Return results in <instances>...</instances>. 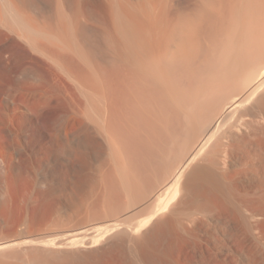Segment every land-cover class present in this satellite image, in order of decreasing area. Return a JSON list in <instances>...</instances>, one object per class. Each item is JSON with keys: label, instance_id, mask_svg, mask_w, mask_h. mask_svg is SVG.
Instances as JSON below:
<instances>
[{"label": "bare ground", "instance_id": "bare-ground-1", "mask_svg": "<svg viewBox=\"0 0 264 264\" xmlns=\"http://www.w3.org/2000/svg\"><path fill=\"white\" fill-rule=\"evenodd\" d=\"M33 1L0 0V43L23 41L27 47L57 64L59 68L75 74L81 82H89V85L87 82L85 84L87 88L90 87L89 93H86L89 113H84L79 106L75 111L76 124L80 127L83 125L79 132L85 133L83 127L86 119L92 126L91 131L104 139L108 147L116 150L120 147L117 141L121 129L125 131V126L141 123V119L151 113L171 112L172 117L177 119L176 124L174 123L176 127L181 122L178 120L186 124L178 126L180 130L184 127V132L185 126L187 127L183 134L191 147L185 152L182 162L176 164L178 166L175 169H170V176L150 197L155 199L154 204L156 201V210L136 230L133 229L135 233L149 226L156 215L171 207L177 198L184 197L186 204L190 203L185 197L191 194L201 201L194 197L199 202L197 204L194 199H190L196 206L192 207L190 203L191 208L185 209L191 211L181 217L200 225L203 220L201 217L197 218V215L211 217L217 214L218 218L223 216V220L230 218V221L226 219L225 222H235L238 225L235 227L239 229L236 228V231L241 232L240 236L260 239L264 235V0H97L96 6L92 4V0H62L61 7L69 12L67 15L60 12L59 4V7H54L59 11L46 12L43 9L48 7H45V2H49L46 0L41 2L45 3L43 8L38 3L42 12L38 14L36 10L38 16L33 14L35 17L30 14V8L38 9L32 7H37V3L34 4ZM58 2L60 3L57 0ZM91 20L100 25L93 36L96 37V47L103 49L102 55L106 50L107 60L105 56L103 58L101 54L98 55L96 49L93 51L97 55L91 54V50L86 57L87 61L94 56L98 59L101 56L106 60L103 65L107 67L101 65L104 71L99 69L104 72L101 76L92 74L96 70L94 68L92 73L89 71L92 68L89 69L90 75H87L75 63L79 59V56L75 59L77 50H84L88 45L90 36L85 32L84 26ZM92 25L91 23L89 26ZM9 33L15 36L11 37ZM93 42L90 44L93 45ZM87 49L84 52H89ZM82 50H79V55ZM84 61L86 62L85 59ZM84 61L82 60L86 64ZM96 71L98 74V70ZM156 117L157 120L162 118ZM144 124H141L143 128ZM134 125L132 128L139 127L140 130V125ZM146 127L145 130H149ZM179 127L173 129L174 132ZM128 132L126 134L130 136L132 132ZM126 134L122 136L125 138ZM178 134L176 137H179ZM152 136L155 137L154 133ZM133 138L135 137H132V141L135 140ZM137 138V143H140L139 137ZM141 141L142 144L146 142L143 139ZM137 143L132 150L138 147ZM144 147L145 145L142 149ZM150 155L153 156L151 153ZM146 156L141 159L145 160ZM196 161L201 163L198 164L201 167L196 163L200 168L191 169L195 172L190 174L189 167L193 164L191 168H194ZM188 168L190 177L187 178L184 175ZM183 178L184 181L185 178L191 179L187 183L190 188L183 184ZM166 191H169L168 197L162 199V194ZM189 197L191 196H187V199ZM214 198L220 202L218 205L220 208L221 204V209L212 208ZM216 206L217 203L214 207ZM173 210L169 211L172 213ZM181 210L184 212L183 208ZM213 210L220 211L214 213ZM170 220L174 221V218ZM177 220L179 223V219ZM160 226L157 228H161ZM161 230L159 229L160 232ZM109 231L110 229L102 234ZM207 232L210 234V231ZM156 233L158 235L159 232ZM176 234L178 235L177 232ZM77 237L68 239L66 245L79 246L83 240L81 242L82 238ZM157 242L155 244L160 247ZM29 243L31 241L20 243L15 239L0 242V252ZM52 243L49 242L48 245L53 246Z\"/></svg>", "mask_w": 264, "mask_h": 264}, {"label": "rangeland", "instance_id": "rangeland-1", "mask_svg": "<svg viewBox=\"0 0 264 264\" xmlns=\"http://www.w3.org/2000/svg\"><path fill=\"white\" fill-rule=\"evenodd\" d=\"M39 1L34 0L37 7L32 6L38 9H32L33 12L30 8L33 17V14L38 16L39 12H42L39 4L46 0ZM48 1L50 3L45 2L47 10L43 8L45 3L41 4L46 12L60 10L65 15L69 14L63 6L61 7L62 0H58L60 3H57V0ZM92 4L96 6L97 0H92ZM56 6L59 10L54 8ZM91 23L93 25L89 26ZM87 25L84 30L90 37L85 49L88 46L92 49L89 47V52L78 49L75 59L79 58L81 61L78 59L75 63L87 75H90L94 68L98 70V74L96 70L92 74L101 76L104 67H107L103 65L107 55L106 50L102 55L103 49L100 48V51L96 47V37L93 36L100 25L93 20ZM88 27L91 29L87 30ZM90 42L94 44L91 45ZM79 50H82L80 55L83 57L79 55ZM91 50H95L103 58L105 56L106 60L100 56V61L93 55L95 58L89 57L87 61L86 56L90 55ZM95 51L91 54H96ZM82 82L75 74L67 73L57 64L27 47L23 41L0 43V242L14 239L20 243L31 241L29 244L1 251L0 264H264V235H261L260 239L244 235L242 238L241 232L236 231L238 227H235V222H225L226 219L230 221V218L225 217L223 220L224 217L218 218L217 214L211 217L197 215V218L201 217L203 220L200 225L181 217L191 211L186 210L187 207L191 208L190 203L195 207V202L201 201L199 197L191 194L185 197L190 203L186 204L184 197L177 198L176 202H172L174 206L166 209L169 211L174 207L175 211L171 213L163 210L160 215H156L157 218L153 219L151 225L135 233L139 224L156 210V201L154 204L155 199L152 200V196L170 176V169H175L176 164L182 162V157L191 147L184 135L187 127L185 126L184 132V127L180 130L178 126L186 124L178 120L181 122L177 123L179 128L175 133L177 127L174 123L177 119L172 117L171 112L151 113L144 116L141 123H134L136 127L140 125V130L139 127L136 128L139 132L132 128L134 124L125 126V131L121 129L117 141L120 147L117 145L116 149L119 151L113 150L104 139L91 131L92 126L86 119L83 127L85 133L79 132L83 125L80 127L76 124L75 111L78 106L84 113H89L90 109L86 98L90 87L85 85L86 82L89 85V82ZM156 116L158 119L162 117L163 121L157 120ZM157 122L159 124H156ZM142 123H145L144 128ZM87 127L90 131L86 130ZM145 127L149 130H145ZM115 129L117 131V127ZM128 131L135 135L131 133L128 136ZM153 133L155 137L152 136ZM125 134L127 138L122 136ZM177 134L179 137H176ZM131 135L135 137L133 140L136 142L132 141ZM137 137L140 143H137ZM142 139L147 145L146 142L142 144ZM135 143L138 150H132L136 147ZM142 145H145L144 150ZM141 155L150 160L141 159ZM196 163L197 161L194 165ZM198 166L189 168L198 170ZM189 168L184 175L187 178L190 177ZM192 172L195 170H191L190 174ZM187 178L185 181L188 182H185L184 178L182 182L189 187L191 179ZM168 193L169 191L164 192L161 198L166 199ZM189 195L193 198L187 199ZM194 197L199 200L195 201ZM190 199H194V204ZM215 199L212 202L215 203L214 206L217 203L218 207L212 206V203L210 206L213 209H221V204L220 208L218 205L220 202ZM175 203L176 206L179 205L178 208ZM181 208H186V211L183 212ZM218 211L220 210L214 213ZM173 218L175 222L170 220ZM204 223L212 226H204ZM159 226L163 227V230L157 228ZM192 228L198 236L192 232ZM109 229L108 233L102 234ZM156 229L157 233L164 235H155ZM192 234L194 235L191 236ZM76 237L82 238L81 242L83 240L79 246L66 245L68 239ZM47 242H53L55 245H48ZM155 242L159 243L160 247Z\"/></svg>", "mask_w": 264, "mask_h": 264}]
</instances>
